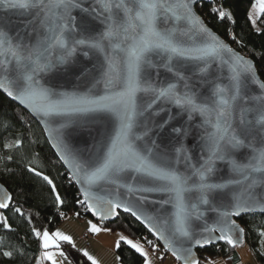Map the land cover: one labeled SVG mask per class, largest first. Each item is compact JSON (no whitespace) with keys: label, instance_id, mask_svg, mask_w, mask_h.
I'll return each mask as SVG.
<instances>
[{"label":"snow or ice","instance_id":"6c2138e0","mask_svg":"<svg viewBox=\"0 0 264 264\" xmlns=\"http://www.w3.org/2000/svg\"><path fill=\"white\" fill-rule=\"evenodd\" d=\"M196 4L197 0H0V11L25 17L23 33L13 35L0 26V90L46 126L54 117L63 118L59 127L47 130L58 159L73 172L69 183L74 180L81 186L83 198L77 203L101 220L118 217L122 209L163 241V251L171 254L174 264H201L194 253L197 247L224 242L235 248L245 234L237 219L257 211L264 214V194L256 191L264 188V79L260 78L264 66L258 69L254 61L220 43L196 15ZM260 4L264 12V0ZM216 12L221 20L230 18L226 11ZM96 21L103 31L93 35ZM54 70L74 78L84 90L69 93L45 87L41 79ZM173 109L178 111L174 114ZM181 116L186 117L183 123L178 122ZM155 117L161 118L153 119L154 129L147 128V121ZM196 117L199 124L194 123ZM108 118L115 120L114 132L95 160L81 163L68 149L63 130L86 128L89 120ZM137 126L147 128L143 135L133 133ZM194 130L204 157L198 164L192 163L185 146ZM153 131L171 135V152L156 139L149 140L150 147L134 143ZM20 144L16 140L7 147ZM241 150H248L246 162L237 158ZM218 161H227L233 179L210 182ZM180 164L183 171L177 167ZM26 171L45 182L54 204H64L54 178L36 166ZM151 194H160L161 199L150 201ZM218 194L223 200L216 205ZM14 199L0 185V210L11 209L23 217ZM150 203L171 205L173 210L167 215L149 214L145 206ZM201 205L216 214L211 223L199 210ZM89 224L92 233L102 231L96 223ZM0 227L14 230L2 212ZM32 234L42 259L51 264H62L57 256L68 260L61 242L75 248L72 236L59 230L33 228ZM259 236L264 237V231ZM141 240L155 252L156 260H165L160 245L147 237ZM121 242L140 255L142 264H154L143 244L120 233L115 249ZM53 248L58 251L49 250ZM3 255L11 258L13 253ZM82 255L99 264L87 250Z\"/></svg>","mask_w":264,"mask_h":264},{"label":"trees","instance_id":"16d2710c","mask_svg":"<svg viewBox=\"0 0 264 264\" xmlns=\"http://www.w3.org/2000/svg\"><path fill=\"white\" fill-rule=\"evenodd\" d=\"M222 2L221 7L216 9L230 13L228 19H219L216 9L211 10L215 0L211 4L200 3L197 9L202 10L201 16L211 30L230 44L233 50L249 57L258 69L264 66V12L259 18L260 29L257 30L254 29L249 18L255 0H223ZM261 78L264 79V74H261ZM16 140L21 141L19 146L7 147ZM9 156L12 159H7ZM28 166H36L38 170L54 178L57 190L64 199L62 206L53 203L54 197L48 186L39 177L28 173L26 171ZM69 178H71L70 174L51 149L38 122L26 110L0 94V183L9 189L15 198V206L20 207L24 213L21 217L11 209L0 211L9 217V223L14 229L9 231L0 227V264H36L41 249L32 234L33 228L54 231L77 212L80 213L79 216L76 215L80 220L91 219L90 212L76 202L78 198L83 197L74 180L69 183ZM92 221L98 222L102 228H111L112 232L123 233L133 238L151 251L153 250L141 240V237H147L160 245L148 230L127 213L120 212L112 223H101L96 219ZM237 223L245 228L244 245L250 247L258 264H264V254H262L264 247L261 246L264 237L259 236V232L264 231V215L255 213L245 215L237 219ZM61 247L64 250H72V246L66 242H62ZM160 248L162 254L164 251L161 245ZM239 248L241 247L232 248L222 242L198 250L197 257L201 264H206V260L223 258L228 264H239L241 262ZM6 251L12 252L13 256L5 257L3 253ZM116 253L121 257L119 261L121 264H142L140 255L123 242L121 248L116 249ZM163 255L170 254L163 253Z\"/></svg>","mask_w":264,"mask_h":264},{"label":"water","instance_id":"95a60500","mask_svg":"<svg viewBox=\"0 0 264 264\" xmlns=\"http://www.w3.org/2000/svg\"><path fill=\"white\" fill-rule=\"evenodd\" d=\"M214 0H197V4L194 6V11L196 15L200 18L202 16L199 15V13L196 12V6L199 5L200 3H207L211 4L213 3ZM74 15L76 14L75 12L73 13ZM205 26L217 37L220 43L227 45L229 48H231L230 44H228L224 39H222L218 34H216L211 28L208 26V24L205 23L204 19L202 18ZM24 21L25 17L18 12H3L0 11V26H2L5 30H8L10 34H15L16 32H24ZM93 27L95 31L92 33L93 35H98L100 31H103V25L100 24L98 21L93 23ZM232 49V48H231ZM235 52L239 53L238 51L234 50ZM241 56H244L243 54L239 53ZM246 59H250L247 56H244ZM251 60V59H250ZM165 78V75L162 73L160 77V83H163ZM261 78V77H260ZM262 79V78H261ZM41 83L44 84L45 87H52L54 86L57 91H66V92H73V91H83L84 89L81 88L78 85V82L74 81V78L70 76H66L64 73L59 72V71H52L50 73H46L43 78L41 79ZM102 86H98V90ZM0 94L2 93V90H0ZM6 97V94H3ZM11 100V98H9ZM12 101V100H11ZM19 107L22 109L23 106H20L18 102H15ZM173 113L175 114L178 110L173 109ZM30 114V112H28ZM31 116V114H30ZM32 117V116H31ZM161 117H155L151 118L147 121V128L154 129V123L153 119L159 120ZM40 127L43 129L45 138H47L51 149L55 152L57 158L59 156V153H57L56 149L53 147V144H55V141L50 139L49 137V132L47 130L48 127L56 128L59 127V123L63 122V118L61 117H54L51 119V122L49 125H45V122L43 119L40 118H34ZM186 117H178V122L183 123ZM173 123H177V121H174ZM194 123L199 124L200 123V118L196 117L194 118ZM115 120L114 118H108V119H95V120H89L86 128H82L79 125L77 126H72L67 129L63 130L64 133V140L65 143L68 146V149L74 153L77 158L80 160L81 163H85L91 160H95L100 152H101V147L102 145L106 144L110 136L115 130ZM145 127H135L133 129V133L135 135H143V133L147 130ZM150 139H156L157 143L160 145L161 148H166L169 152H171V135L166 133V134H157L156 132H150L149 136H145L143 140L140 141H134L137 145L140 144H145L147 146H151L149 143ZM185 146L188 149V151L191 154L192 157V163L198 164L200 161L204 159L202 152L203 149L201 147V141L199 139L198 133L194 130L193 134L190 135L189 137L186 138L185 140ZM237 158L241 160V162H246L247 159H249L248 155V150H241L237 154ZM63 167L68 171L70 174L71 178L73 177V172L71 169L68 168L67 165L63 164L61 161ZM177 167L180 168L181 171L184 170L183 164L177 165ZM233 173L231 171V166L227 163V161H218L216 164V171L214 174L210 177V182L212 183H224L226 181H229L233 179ZM75 182V181H74ZM76 184V183H75ZM2 185V183H0ZM3 186V185H2ZM78 190L80 189V185L76 184ZM4 187V186H3ZM5 188V187H4ZM257 194H264V188H258L256 189ZM103 195V193H101ZM166 198V197H165ZM161 199L160 194H151L149 197L150 201H159ZM223 200V194H218L217 197L213 200V203L216 205H219ZM146 211L149 214H154L156 211H159L160 214L162 215H167L169 212H171L173 209L171 205H165L161 207L160 204H149L146 205ZM199 210L205 214V217L208 219L209 223H211L214 218H215V213L211 212L208 210L207 205H201ZM4 211V210H0ZM119 212L125 214L122 209H118ZM255 214H261L259 211H257ZM245 215H253V214H245ZM244 215V216H245ZM264 215V214H262ZM91 219H96L97 221L101 223H112L114 220L117 218H112L108 220H101L99 217H93V215L90 213ZM134 219V218H133ZM239 219V218H238ZM135 220V219H134ZM197 223H203L202 221L197 222ZM143 226V225H142ZM144 227V226H143ZM145 228V227H144ZM145 230H147L145 228ZM152 237L157 240L153 235ZM157 242L160 243V245L164 248V243L163 241L157 240ZM222 243V242H219ZM218 243V244H219ZM212 245H217V244H212ZM210 246L204 247V248H194V253L197 256L198 250L201 249H207ZM244 245V237H243V242L238 244L237 247H242ZM170 254V253H168ZM171 255V254H170Z\"/></svg>","mask_w":264,"mask_h":264},{"label":"crops","instance_id":"0c3cea01","mask_svg":"<svg viewBox=\"0 0 264 264\" xmlns=\"http://www.w3.org/2000/svg\"><path fill=\"white\" fill-rule=\"evenodd\" d=\"M89 219H82V220H79L80 222H78L77 224V228H78V231L77 233L75 231H72V235L70 233L67 232V229H65V227L61 226V228H64V231L66 232H63L61 230V228H57L56 230H59L63 233H65L66 235H70V236H74V240L77 241V243L75 244V248L72 247V250H71V254H67L68 255V260H63V258H60L59 256H57V260L58 262L62 261V264H69V261H71V264H79V259L81 260L82 259V263L80 264H84L87 263V264H91L90 261H87V259L85 257H83L82 255V252L84 250H87L89 252L90 255H92L98 262L99 264H121L119 261H117L115 258L117 255L116 253V249L114 247V242L115 240L118 238V234H120L119 232H107V231H103V229L105 228H102L101 225L98 223V222H95V221H91L92 223H96L97 226L99 228L102 229V231H100L99 233H92L89 228H90V224H89ZM76 220H71V224H74V223H77V222H74ZM54 230V231H56ZM54 231H50V232H54ZM88 233V236L86 238H83V236L85 235V233ZM73 238V237H72ZM62 243V242H61ZM150 255L153 257V260H154V264H174V258L169 255V256H166L165 257V260L163 261H159V260H156L155 259V255L153 254V252L145 247ZM50 251H58L57 249H49ZM76 251V252H75ZM78 254V255H75ZM239 254V257L241 258L240 256V253ZM40 257L38 258L37 262L38 261H42V264H51L50 261H47L46 259H42V250L40 252ZM36 262V264H37ZM242 258H241V262L239 264H243L242 263ZM175 264H179V262H175ZM216 264H228L227 261L223 258V259H220L218 263Z\"/></svg>","mask_w":264,"mask_h":264},{"label":"rangeland","instance_id":"374dc122","mask_svg":"<svg viewBox=\"0 0 264 264\" xmlns=\"http://www.w3.org/2000/svg\"><path fill=\"white\" fill-rule=\"evenodd\" d=\"M199 5H197L196 7H198ZM262 11H261V4H260V0H255L254 2V5L251 7L250 9V13H249V18H250V21L252 22L253 20H255V24L252 23L254 29H257L259 30L260 29V24H259V18L260 16L262 15ZM76 220L74 222H77V223H74V224H71L69 222H71V220ZM80 219L76 216V215H72L70 218L66 219L63 224L61 226L65 227V229H67V232L70 233L71 235L73 234L72 231H75L77 233L78 231V228H77V224ZM88 221H92L91 219L88 220ZM81 223V222H80ZM61 228V227H59ZM61 230L63 232L64 231V228H61ZM66 233V232H65ZM76 234H74L73 237V241L74 243L76 244L77 241L74 240L76 238L75 237ZM86 236H88V233L86 232L85 235L83 236V238H85ZM162 247V246H161ZM163 249V248H162ZM67 254H71L72 252L69 251V250H65ZM239 253H240V256L242 258V263L243 264H258L256 258L253 256V253L250 249V247H248L247 245H244V247L242 246L241 248L238 249ZM76 252V251H75ZM153 252V251H152ZM164 252H162L161 255H163ZM153 254L155 255V253L153 252ZM75 255H78L75 253ZM166 257V256H165ZM220 259H212V260H206V264H208L209 261L213 262V264H216L219 262ZM82 259L80 260L79 259V264L82 263ZM84 264H87L84 262Z\"/></svg>","mask_w":264,"mask_h":264},{"label":"built area","instance_id":"2783aa9c","mask_svg":"<svg viewBox=\"0 0 264 264\" xmlns=\"http://www.w3.org/2000/svg\"><path fill=\"white\" fill-rule=\"evenodd\" d=\"M223 0H215V3H214V5L211 7V10H213V9H216V8H218V7H221V5H222V2ZM197 13H199V15L201 16V13H202V10H198L197 9ZM87 237V236H86ZM85 237V238H86Z\"/></svg>","mask_w":264,"mask_h":264}]
</instances>
